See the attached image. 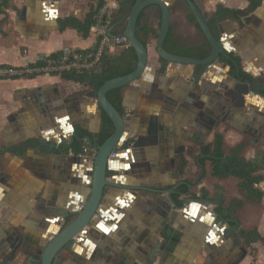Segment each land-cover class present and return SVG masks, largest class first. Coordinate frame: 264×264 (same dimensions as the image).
<instances>
[{"label": "crops", "instance_id": "obj_1", "mask_svg": "<svg viewBox=\"0 0 264 264\" xmlns=\"http://www.w3.org/2000/svg\"><path fill=\"white\" fill-rule=\"evenodd\" d=\"M166 1L181 46L205 45L208 41L189 19L185 0ZM194 1L228 54L240 62L222 59L201 66L165 61L157 52L160 12L150 6L140 14L141 23L155 35L147 45L145 72L122 91L125 137L108 173L117 185L106 188L101 217L96 215L88 237L65 249L57 264H145L149 259L152 264H248L251 254L243 257L247 245L242 237L226 239L225 229L233 220L241 232L257 229L264 236V178L255 185L263 192L261 201L249 197L237 176L213 175L210 161L197 181L202 172L197 157L217 133L224 137L225 156L240 151L264 177V2L234 18L224 9H246L249 0ZM99 4L10 0L0 12V64H40L66 46L75 52L95 50L102 39L100 28L108 31L119 8L117 0H105L100 22L86 37L73 26L61 30L60 20L83 21ZM242 72L251 76L254 88L242 93V106H234L240 100L231 95L238 78L251 81ZM151 121L153 133L148 135ZM102 128L97 91L87 83L60 73L0 79V264L41 263L35 259L42 256L38 250L66 225L59 210L72 215L91 191L88 172L93 163L84 150L75 154L69 149L74 133L97 135ZM137 140L141 144L135 146ZM85 143L97 152L89 138ZM183 159L187 163L181 171ZM219 215L224 221L215 224ZM261 241L251 245L258 247ZM261 247L256 264L264 243Z\"/></svg>", "mask_w": 264, "mask_h": 264}, {"label": "water", "instance_id": "obj_2", "mask_svg": "<svg viewBox=\"0 0 264 264\" xmlns=\"http://www.w3.org/2000/svg\"><path fill=\"white\" fill-rule=\"evenodd\" d=\"M51 1H60V0H51ZM258 2L262 4L264 0H249ZM189 7V11L193 14L196 19L197 24L199 25L201 31L203 32L206 40L210 45L209 54L203 58L198 59L190 56L175 54L168 51L164 44L166 37L171 28V14L172 8L170 3L166 0H136L134 3L130 15L127 19L126 29L124 35L130 41L131 46L134 47L138 57L137 67L130 73L126 75L117 76L111 79L106 80L103 85L97 91V100L101 109L106 112L114 124V132L110 135L101 145L97 146L95 158L93 160L92 168L89 170L88 174L92 176V185L91 191L88 199L82 205L81 209L72 211V215L75 216L68 224H66L62 229L57 228V232L53 233V238L50 240L42 250V256L40 264H57V260L62 255L63 251L70 249L71 245H74L76 242H82L88 237L87 231L90 229V226L95 225L96 215L101 217V208L100 205L104 200V195L106 188L108 186H116L114 182L108 180V173L110 170L111 160L115 159L117 156L116 148L119 146L121 140L125 137L126 131V116L121 114L109 101L107 93L113 89L127 86L134 81H136L146 70L148 62V49L140 39L137 37L136 26L139 19V16L150 6H156L157 10L161 14V25L157 38V52L159 56L165 61L177 64H186V65H201V66H210L215 62H219L222 57L230 59L227 49L224 45V42L221 38L217 37L213 32L207 18L195 3L194 0H185ZM123 20H120L116 24L109 27L107 33L110 36H114L113 29L122 23ZM240 84L235 93L231 94L232 98H239L240 100L234 103V106H242L241 100L243 101L242 93L252 91L254 88V80L244 82L241 77L238 78ZM260 94L261 91H260ZM264 95V94H262ZM244 106V105H243ZM209 123H213V120H210ZM154 123L153 121L149 122L148 125V135H152ZM141 144L140 140L135 142V146ZM112 153L116 155L111 156ZM171 198V197H170ZM206 200V199H203ZM208 201V200H206ZM182 208V207H177ZM57 213V212H56ZM59 214H62L66 222L72 217L70 212H67L64 209L59 210ZM219 221H224L219 215ZM226 222V221H225ZM225 237L237 238L238 236H244L243 232L239 230L238 226L227 227L224 231ZM162 238L167 240L169 236L163 233ZM165 241L161 246H158L156 249H163ZM247 254V250L243 249V257ZM152 259H149L145 264H152Z\"/></svg>", "mask_w": 264, "mask_h": 264}, {"label": "trees", "instance_id": "obj_3", "mask_svg": "<svg viewBox=\"0 0 264 264\" xmlns=\"http://www.w3.org/2000/svg\"><path fill=\"white\" fill-rule=\"evenodd\" d=\"M10 0H0V12H4V8H7ZM100 4L94 12L90 13L85 20H79L75 17H69L63 20H60V28L65 29L67 26H73L76 28L84 37L88 36L91 28L97 25L100 22V11L103 7L105 0H99ZM119 8L112 14V19L110 20V26L116 24L118 21L123 20L118 26L113 29L115 35L124 34L126 29L127 19L130 15L131 9L136 2V0H117ZM259 5L258 2L250 1V5L246 9H229L225 8L226 13L234 18L247 15L254 11ZM142 15V14H141ZM141 15L139 16L136 33L140 41L147 46L151 36L155 35V31L148 25L141 23ZM105 22L107 17L105 16ZM189 19L192 22H195L196 25H199L196 22L195 17L190 12ZM200 29V27H199ZM214 32V31H213ZM215 33V32H214ZM216 35V34H215ZM165 48L175 54L190 56L198 59L205 58L210 52V45L207 42L205 45L200 46H181L174 34L173 28H170L166 41L164 44ZM230 59L224 57L221 60L226 59L230 62L238 64L240 59L235 56L233 53L228 54ZM138 63V57L136 50L133 46H129L127 49L122 51L119 54L113 55L105 52L102 57V62L97 70L94 71H69L63 72L61 75L68 79H73L75 81L87 83L93 87L96 91L103 85V83L111 78L126 75L132 72ZM241 76L245 79H251V76L242 72ZM124 87L116 88L107 93L109 101L113 106L121 113L124 114L122 106V91ZM115 128L112 120L103 111V128L101 132L97 135H93L84 131L77 130L74 133L73 141L69 149H71L75 154L83 152L85 146V139L89 138L90 147L96 148L101 145L110 135L113 134ZM224 137L222 134L217 133L215 135L214 141L206 146L202 147L201 154L197 157V162L199 163L202 172L199 175L197 181H200L206 174V163L210 161L213 168V175L217 177H227L230 175L237 176L240 179V186L246 190L251 199L256 201H261L263 198V192L259 188H256L255 185L260 183L263 180V175L257 174L259 167L253 162L247 160L241 156V152L238 151L233 156H225L223 152ZM95 146V147H94ZM244 145L240 147L243 149ZM242 151V150H241ZM187 161L182 160L180 170H183L184 165ZM175 198L178 199V195H175ZM237 205H240L241 202H236ZM75 216H72L67 220L68 224ZM231 226H236V221L231 220ZM252 236V242H255L257 239H264V236H261L257 229L252 231H244Z\"/></svg>", "mask_w": 264, "mask_h": 264}, {"label": "built area", "instance_id": "obj_4", "mask_svg": "<svg viewBox=\"0 0 264 264\" xmlns=\"http://www.w3.org/2000/svg\"><path fill=\"white\" fill-rule=\"evenodd\" d=\"M100 32L102 33V39L95 50L75 52L71 47L66 46L60 54L46 57L40 64H27L24 66L0 64V79L23 78L40 74H61L69 71H94L99 68L102 57L107 50L118 51L127 49L131 45L124 34L110 36L104 27L100 28ZM71 134L73 135V132ZM83 150L93 163L96 152L87 147H84ZM115 155V153L111 154L112 157Z\"/></svg>", "mask_w": 264, "mask_h": 264}, {"label": "rangeland", "instance_id": "obj_5", "mask_svg": "<svg viewBox=\"0 0 264 264\" xmlns=\"http://www.w3.org/2000/svg\"><path fill=\"white\" fill-rule=\"evenodd\" d=\"M262 240V239H261ZM264 243V239L261 241V243H259L258 247H253L252 245L248 246V248L246 249L247 252H249L251 254V257L249 256L247 258V262L248 264H256L257 260L259 259V252H261V244ZM263 250V249H262ZM261 262L259 264H264V252L261 255Z\"/></svg>", "mask_w": 264, "mask_h": 264}, {"label": "flooded vegetation", "instance_id": "obj_6", "mask_svg": "<svg viewBox=\"0 0 264 264\" xmlns=\"http://www.w3.org/2000/svg\"><path fill=\"white\" fill-rule=\"evenodd\" d=\"M243 234H244V236H238V237H242V239H243V241H244V243L247 245V248H248V246H250L253 242H252V236L250 235V234H248V233H246V232H243ZM73 245H71V247H72ZM245 249V248H244ZM242 250H243V248H242ZM39 252V254L41 253L42 254V251L41 250H38ZM63 257H64V251H63V253H62V255L60 256V258L58 259V260H63ZM35 259H37V261H38V259L39 260H41V257L40 256H38V255H36L35 256ZM57 260V261H58ZM238 263V260H234V261H232V264H237Z\"/></svg>", "mask_w": 264, "mask_h": 264}]
</instances>
